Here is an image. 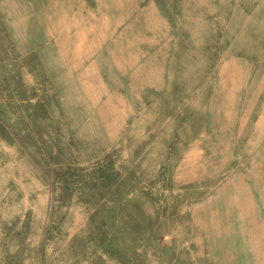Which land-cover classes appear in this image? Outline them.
Returning <instances> with one entry per match:
<instances>
[{"label":"rangeland","instance_id":"374dc122","mask_svg":"<svg viewBox=\"0 0 264 264\" xmlns=\"http://www.w3.org/2000/svg\"><path fill=\"white\" fill-rule=\"evenodd\" d=\"M260 113L264 0H0V264H245Z\"/></svg>","mask_w":264,"mask_h":264},{"label":"crops","instance_id":"0c3cea01","mask_svg":"<svg viewBox=\"0 0 264 264\" xmlns=\"http://www.w3.org/2000/svg\"><path fill=\"white\" fill-rule=\"evenodd\" d=\"M263 116V113L259 114ZM237 156L235 165L238 167L250 165L247 173L232 172L219 178V182L214 186V195L229 197L230 200L223 202L218 209L223 213H229V228H239L249 230L242 235V242L250 245L245 250L247 262L245 264H264L257 256L252 244H264V231L257 237L258 232L253 235L254 230H264V140L257 145L255 151L251 152V161L241 160V155ZM220 206V203H218ZM218 211L219 213H221ZM226 226V225H225ZM224 226V228H225ZM254 237L257 239L254 240ZM261 250L258 253L261 254ZM262 262V263H261Z\"/></svg>","mask_w":264,"mask_h":264}]
</instances>
